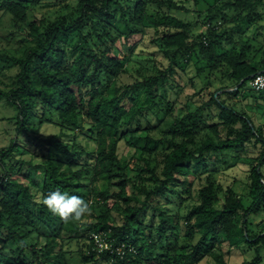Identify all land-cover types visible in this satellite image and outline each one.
Wrapping results in <instances>:
<instances>
[{"label": "trees", "instance_id": "1", "mask_svg": "<svg viewBox=\"0 0 264 264\" xmlns=\"http://www.w3.org/2000/svg\"><path fill=\"white\" fill-rule=\"evenodd\" d=\"M74 1L68 15L26 24L36 0H0L30 42L20 56L1 57L15 72L0 102L15 116L0 148V264H68L67 242L83 246L81 264H229L238 246L253 250L249 264H257L264 252V133L231 99L264 75V0H218L205 11L193 0L192 20L184 0ZM133 36L148 37L167 66L124 84ZM120 40L130 45L127 55ZM189 65L206 83L181 103L184 88H195L196 77L182 80ZM212 78L230 85L206 99L199 93L213 87ZM140 88L145 106L132 92ZM263 91L251 98L264 109ZM213 110L215 123L208 120ZM30 140L45 149L39 163L25 146ZM250 145L262 151L244 162L236 152ZM238 161L248 174L247 205L215 179L218 162L229 169ZM189 178L202 186L194 207L179 216L178 208H165L167 198L179 182L189 189ZM57 189L82 197L89 211L79 220L52 214L42 199ZM94 236L108 248L99 252Z\"/></svg>", "mask_w": 264, "mask_h": 264}, {"label": "rangeland", "instance_id": "2", "mask_svg": "<svg viewBox=\"0 0 264 264\" xmlns=\"http://www.w3.org/2000/svg\"><path fill=\"white\" fill-rule=\"evenodd\" d=\"M34 0H29L31 2V5L34 3ZM38 4L35 6H31L29 11V19L27 20L28 24L31 20H33L34 16L42 17L45 22H52L57 18H60L62 16L68 15L73 11V8L75 6L74 0H36ZM186 1L185 7H188L189 14L186 15L188 19L192 20L194 19L195 15L192 12L193 10V0H184ZM218 0H199L198 9L200 11H205L208 5L212 6L214 5ZM51 6H47V5ZM30 7V6H29ZM4 11L0 9V89H7L9 84L12 83V77L14 74V68L11 66V64L8 62V60L2 59L1 57L7 56H20L23 52L24 45L29 44V41H26L24 34L20 29L14 28L13 24L10 20V16L8 14H4ZM181 15H184L183 13H180ZM201 23H198V29L201 28ZM261 25H264V21L261 23ZM22 27H25V25H21ZM199 31V30H198ZM150 41L149 38L146 36H133L129 40V44L131 45H137L136 50L131 55V61L127 63L126 71L127 73L122 76L121 81L124 84H130L134 80L142 81L143 79L156 74V70L158 68H162L167 66V63L165 60L162 59V57L158 56L156 53L155 48H150L148 45ZM148 46V47H147ZM117 47H121V51L123 55H127L129 53V47L130 45H125L123 40H120V43L117 44ZM117 51V50H116ZM116 51L113 52L115 55H117ZM119 52V51H118ZM183 81H187L190 78L196 77L194 68L189 65L187 68H185L184 75L182 76ZM212 86L209 89L203 90V92L199 93L202 94L206 99H208V94L214 89L229 86L230 84L228 81H219L215 80V78H212ZM194 87L191 88V86H186L182 93L179 96V99L181 103H184L187 99L193 98V93H196L199 89L204 88V85L206 81L202 78H194L193 79ZM196 91V92H195ZM132 92H137V104L139 106H145L148 103V100L146 99L145 92L143 89L132 90ZM219 95V92L216 93ZM259 97L258 92H254L250 89V85H246V89L242 90L237 97H233L231 99L232 102H238L240 107L248 114L252 115V117L255 120V123L263 128L264 133V114L261 117L260 112L257 110L258 107H260L261 112H264L263 106H260L259 104L255 103L254 100H252L251 97ZM264 96V91H263ZM245 97H249L248 99ZM201 97L196 96L194 98L195 102H200ZM251 98V100H250ZM193 100V99H192ZM250 105L251 108L248 106ZM218 112L214 111L212 114L208 113V120H210L211 123H215V120H213V117L217 115ZM15 116L14 108L5 100H1L0 102V148L5 147L8 144V141L10 139V134L12 135L11 131V125L8 123V120ZM212 119V120H211ZM167 119L162 118L161 123L162 127L167 130L169 127L167 123ZM152 123L155 124L154 119L152 118ZM28 126H30L28 124ZM31 127V126H30ZM45 135L55 133L52 129H45ZM144 133L140 132V137H143ZM152 136L156 139L161 138V134L158 131H155L152 133ZM39 145H41V141H38ZM35 141H26L27 144L25 146L27 149H29L30 154H33V159L35 163L41 162L44 157L45 149H42L41 146L38 148L35 147V145L38 143ZM81 144L84 145L85 141L80 138ZM143 141L141 140L139 143V146L142 147ZM122 154L126 157L129 156L128 150L124 149V147H121ZM262 151V147L260 145H250L247 147V150L245 153L242 151H237L236 155H240L241 160L244 162H247L248 158L253 159V157L257 156ZM231 156H235V154H232ZM231 156H228L227 159L231 160ZM23 159L27 160L28 155L22 156ZM222 158V157H221ZM18 158H15L12 162L13 164L17 162ZM240 160V161H241ZM217 161V160H216ZM240 161L237 162L236 166H233L232 168H225L221 163L217 167L218 174L215 176V179L217 182H219L224 188L231 189L238 197H241L244 204H248V192H249V182H248V174L246 171V165H243L240 163ZM203 171V170H202ZM202 171H200L202 173ZM3 171L0 168V177L3 175ZM193 179L188 180L189 189L184 187L187 182L183 183H177L178 187H175V194H171L167 199L169 200V204H166L165 208L175 211L176 208H178L179 216H184L189 209L193 208L197 199H198V193L202 186V183L195 179L192 182H190ZM23 183L27 184L25 181H22ZM171 193L172 190H171ZM180 197V198H178ZM221 199V197H220ZM118 216V215H117ZM115 215L116 220H119V218ZM261 218L256 219V223L260 222ZM86 218L82 221V225L84 227ZM262 226L260 225L258 230H261ZM179 244H183L184 240L179 236L178 238ZM81 245L77 244L76 242H67L64 246V249L66 250V259L68 261V264H81ZM255 254L253 250L247 248V247H240L232 248L229 252V264H249L252 259H254ZM200 264H208V260H202ZM257 264H264V252L262 251L260 254V261Z\"/></svg>", "mask_w": 264, "mask_h": 264}, {"label": "clouds", "instance_id": "3", "mask_svg": "<svg viewBox=\"0 0 264 264\" xmlns=\"http://www.w3.org/2000/svg\"><path fill=\"white\" fill-rule=\"evenodd\" d=\"M42 203L52 214L63 219L79 220L89 211L88 203L82 197L59 189L44 196Z\"/></svg>", "mask_w": 264, "mask_h": 264}, {"label": "built area", "instance_id": "4", "mask_svg": "<svg viewBox=\"0 0 264 264\" xmlns=\"http://www.w3.org/2000/svg\"><path fill=\"white\" fill-rule=\"evenodd\" d=\"M249 85H250V89L254 92H260L264 90V75L263 74L256 75L251 80ZM93 238L99 252L108 248V245L104 242L102 238H100L99 236H94Z\"/></svg>", "mask_w": 264, "mask_h": 264}, {"label": "water", "instance_id": "5", "mask_svg": "<svg viewBox=\"0 0 264 264\" xmlns=\"http://www.w3.org/2000/svg\"><path fill=\"white\" fill-rule=\"evenodd\" d=\"M263 73H264V71H263ZM251 77H253V75H252ZM247 79H248V77L245 78V79H243V80H241V81L239 82L238 86H241V85L243 84V82H244L245 80H247Z\"/></svg>", "mask_w": 264, "mask_h": 264}]
</instances>
